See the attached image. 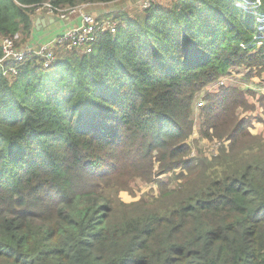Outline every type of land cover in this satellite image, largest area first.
Masks as SVG:
<instances>
[{
  "label": "trees",
  "instance_id": "obj_1",
  "mask_svg": "<svg viewBox=\"0 0 264 264\" xmlns=\"http://www.w3.org/2000/svg\"><path fill=\"white\" fill-rule=\"evenodd\" d=\"M117 1L0 0V41L28 42L39 4ZM235 1L153 5L91 54L57 46L53 66L30 56L12 81L0 69V264H264V144L251 136L264 100L243 120L240 91L206 97L203 135L228 144L191 156L197 95L233 67L264 74L263 33ZM179 170L171 190L161 177ZM136 179L159 194L134 198Z\"/></svg>",
  "mask_w": 264,
  "mask_h": 264
},
{
  "label": "rangeland",
  "instance_id": "obj_2",
  "mask_svg": "<svg viewBox=\"0 0 264 264\" xmlns=\"http://www.w3.org/2000/svg\"><path fill=\"white\" fill-rule=\"evenodd\" d=\"M177 1V0H176ZM144 0H118L115 3L110 5H95L86 7L88 13L93 15L96 18H112L115 21H119L124 17L128 18H139L144 14V8L142 7ZM158 4L161 6H166L171 8L175 0H157ZM101 11V12H100ZM108 12L101 16L102 12ZM119 24V22H118ZM29 42V41H28ZM258 45V44H257ZM253 47V45H252ZM246 48V47H244ZM59 51L57 50V55ZM59 56V55H58ZM229 75L220 78L216 82L206 86L201 93H199L193 103V114L192 121L194 122V134L192 140H195L192 144V153L191 156L197 157L199 159H205L208 157H213L217 155L218 147L222 142L218 140H209L206 136L203 135V120L201 117V110L206 106L205 102L206 97L214 94H218L223 91V89L229 90H238L246 96L245 100H248V105L245 107H240L237 110V114L240 119H247L251 117H258L262 114L261 101L264 100V74L260 77L250 72L245 68H231ZM254 94V96L250 94ZM264 117V113L262 114ZM223 131H219L222 134ZM251 136L257 138L258 141L264 144V122L256 123L255 127L251 128ZM215 134V133H214ZM228 144V142H223ZM179 171H176L175 174L169 173L161 177V179L168 185L171 190L178 188L181 184L187 181V178H180ZM188 177H190L187 174ZM129 194L136 199H141L145 195L159 194V190L154 183H146L143 180L136 179L131 184V190Z\"/></svg>",
  "mask_w": 264,
  "mask_h": 264
},
{
  "label": "built area",
  "instance_id": "obj_3",
  "mask_svg": "<svg viewBox=\"0 0 264 264\" xmlns=\"http://www.w3.org/2000/svg\"><path fill=\"white\" fill-rule=\"evenodd\" d=\"M156 1L144 0L142 7L145 11H148L153 5L160 4ZM261 1L236 0L235 6L256 17L259 26L258 31L263 33L264 38V14L259 15L257 12L260 8ZM110 4L85 3L75 7L56 8L50 2H45L35 6L34 14L36 16L45 15L58 18L61 21L67 20L72 16H77L80 21L78 25L72 26L52 40L37 46H32L29 42H25L21 32L13 36L4 37L0 41L2 50L0 69L3 71V75L12 81L18 75L20 65L30 56L39 58L45 69L50 68L58 60L57 46L64 47L68 52L91 54L98 43L99 37L105 34H115L119 24L114 18L111 20L109 18L94 17L87 12L86 7Z\"/></svg>",
  "mask_w": 264,
  "mask_h": 264
},
{
  "label": "crops",
  "instance_id": "obj_4",
  "mask_svg": "<svg viewBox=\"0 0 264 264\" xmlns=\"http://www.w3.org/2000/svg\"><path fill=\"white\" fill-rule=\"evenodd\" d=\"M88 12V11H87ZM101 12V11H100ZM105 11L102 12L101 16ZM105 12L104 14H107ZM45 15L42 16H35L33 18L34 26L36 28L35 33L30 37L29 44L32 46H37L39 44L45 43L47 41L52 40L53 38L57 37L59 34L63 33L65 30L71 28L72 26H76L79 23V17L72 16L67 20L61 21L58 18L50 19L55 20L54 23H47L43 22ZM43 23L37 24L38 21Z\"/></svg>",
  "mask_w": 264,
  "mask_h": 264
},
{
  "label": "water",
  "instance_id": "obj_5",
  "mask_svg": "<svg viewBox=\"0 0 264 264\" xmlns=\"http://www.w3.org/2000/svg\"><path fill=\"white\" fill-rule=\"evenodd\" d=\"M43 22L54 23L55 20H52V19H50V17L45 16ZM43 22H41V21L39 20L37 24L39 25V23H43Z\"/></svg>",
  "mask_w": 264,
  "mask_h": 264
}]
</instances>
